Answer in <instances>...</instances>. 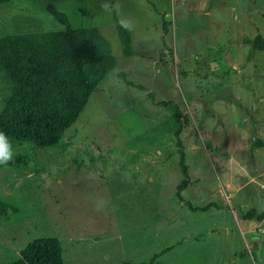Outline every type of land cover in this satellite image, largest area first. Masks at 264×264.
<instances>
[{
  "label": "rangeland",
  "instance_id": "obj_1",
  "mask_svg": "<svg viewBox=\"0 0 264 264\" xmlns=\"http://www.w3.org/2000/svg\"><path fill=\"white\" fill-rule=\"evenodd\" d=\"M103 2L0 4V36L63 29L53 4L71 27L98 28L117 61L60 145L9 140L0 264L42 236L58 237L63 264H264V219L241 218L264 205V49L244 42L264 37V0Z\"/></svg>",
  "mask_w": 264,
  "mask_h": 264
},
{
  "label": "trees",
  "instance_id": "obj_2",
  "mask_svg": "<svg viewBox=\"0 0 264 264\" xmlns=\"http://www.w3.org/2000/svg\"><path fill=\"white\" fill-rule=\"evenodd\" d=\"M8 1L0 0V4ZM46 10L64 25L63 29L0 36V131L9 140H28L42 147L61 144L66 129L76 121L91 93L117 65L109 41L98 28H73L67 15L55 5L48 4ZM163 26L165 29V22ZM116 27L123 53L134 54L128 29L120 24ZM244 42L254 50L264 49L260 34L245 37ZM173 108L180 128L183 122L178 120L177 107ZM256 144L260 146L261 142ZM180 166L183 178L176 186V196L182 200L181 190L188 181L182 153ZM6 207L0 202V211ZM241 218L260 222L264 219V205L260 210L249 208ZM7 264H63L60 241L55 236L34 238Z\"/></svg>",
  "mask_w": 264,
  "mask_h": 264
},
{
  "label": "clouds",
  "instance_id": "obj_3",
  "mask_svg": "<svg viewBox=\"0 0 264 264\" xmlns=\"http://www.w3.org/2000/svg\"><path fill=\"white\" fill-rule=\"evenodd\" d=\"M101 8H103L105 11H108L110 9V5L108 4L107 0H104L103 3H101ZM121 27L131 30L132 27H134L130 21L128 20H120L118 21ZM14 157V152L12 149V145L7 137V135L0 131V165H8Z\"/></svg>",
  "mask_w": 264,
  "mask_h": 264
},
{
  "label": "crops",
  "instance_id": "obj_4",
  "mask_svg": "<svg viewBox=\"0 0 264 264\" xmlns=\"http://www.w3.org/2000/svg\"><path fill=\"white\" fill-rule=\"evenodd\" d=\"M262 221V220H261ZM260 221V222H261ZM249 222V224H248V228L247 229H250L251 227H252V225L255 223V222H257V221H248ZM257 243V242H256ZM257 247V246H256ZM256 247H253V248H256ZM208 252H209V250H208Z\"/></svg>",
  "mask_w": 264,
  "mask_h": 264
},
{
  "label": "water",
  "instance_id": "obj_5",
  "mask_svg": "<svg viewBox=\"0 0 264 264\" xmlns=\"http://www.w3.org/2000/svg\"><path fill=\"white\" fill-rule=\"evenodd\" d=\"M256 246H257V243H256V242H254V243H253V247H256Z\"/></svg>",
  "mask_w": 264,
  "mask_h": 264
}]
</instances>
